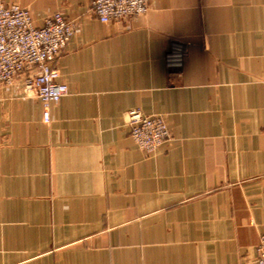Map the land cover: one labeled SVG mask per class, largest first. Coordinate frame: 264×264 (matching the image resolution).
Returning <instances> with one entry per match:
<instances>
[{
  "label": "crops",
  "instance_id": "0c3cea01",
  "mask_svg": "<svg viewBox=\"0 0 264 264\" xmlns=\"http://www.w3.org/2000/svg\"><path fill=\"white\" fill-rule=\"evenodd\" d=\"M76 25L50 107L0 87V264H256L264 234V0H0ZM184 46L179 69L166 68ZM170 132L151 155L128 110Z\"/></svg>",
  "mask_w": 264,
  "mask_h": 264
},
{
  "label": "built area",
  "instance_id": "2783aa9c",
  "mask_svg": "<svg viewBox=\"0 0 264 264\" xmlns=\"http://www.w3.org/2000/svg\"><path fill=\"white\" fill-rule=\"evenodd\" d=\"M151 0H90V12L102 24L145 15ZM76 25L56 12L36 26L28 10L17 4L0 2V87L10 88L20 81L25 98L38 99L43 107V122H50V107L67 94L60 82L56 62L73 37ZM186 56L184 46L171 47L166 68L179 69ZM129 136L146 155L154 153L169 138L159 116H144L138 110L127 112ZM256 264H264V234L256 246Z\"/></svg>",
  "mask_w": 264,
  "mask_h": 264
},
{
  "label": "rangeland",
  "instance_id": "374dc122",
  "mask_svg": "<svg viewBox=\"0 0 264 264\" xmlns=\"http://www.w3.org/2000/svg\"><path fill=\"white\" fill-rule=\"evenodd\" d=\"M149 7H150V5H149ZM148 10H149V9H148ZM147 12H148V11H147ZM142 16H143V15H142ZM139 17H140V16H139ZM131 110H138V109H131ZM128 111H129V110H128ZM128 111H127V112H128ZM138 111H140V110H138ZM127 112H126V114H127ZM140 113H141V112H140ZM141 114H142V113H141ZM159 117H161V116H159ZM161 118H162V117H161ZM162 119H163V118H162ZM163 121H164V119H163ZM125 122L127 123V115H125ZM164 123H165V121H164ZM165 125H166V127H167V124H166V123H165ZM126 126H127V124H126ZM127 128H128V127H127ZM167 129H168V127H167ZM168 133H169V137H170L169 129H168ZM130 138H131V137H130ZM168 140H169V138H168ZM168 140H167V141H168ZM132 141H133V140H132ZM167 141H166V142H167ZM133 142H134V141H133ZM164 143H165V142H164ZM164 143H163V144H164ZM134 144H135V143H134ZM163 144H162V145H163ZM162 145H161V146H162ZM136 147H137V146H136ZM138 150H139V149H138ZM155 152H156V151H155ZM142 153H143V152H142ZM152 154H153V153H152ZM145 155H146V154H145ZM147 156H148V155H147Z\"/></svg>",
  "mask_w": 264,
  "mask_h": 264
}]
</instances>
